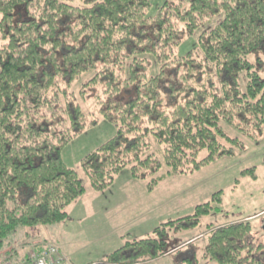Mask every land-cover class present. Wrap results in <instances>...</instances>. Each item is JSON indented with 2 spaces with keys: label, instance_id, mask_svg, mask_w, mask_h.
Segmentation results:
<instances>
[{
  "label": "trees",
  "instance_id": "trees-1",
  "mask_svg": "<svg viewBox=\"0 0 264 264\" xmlns=\"http://www.w3.org/2000/svg\"><path fill=\"white\" fill-rule=\"evenodd\" d=\"M152 8L150 0H0L2 260L19 264L13 252L32 245L28 230L60 224L67 207L85 194L78 174L60 158L85 126L73 92L85 77L90 79L80 96L100 87L99 114L116 129L81 162L97 193L126 167L134 179H144L163 165L168 175L186 174L233 155L240 143L224 133L222 122L252 139L264 134V80L256 71L261 62L248 60L264 52V0H162ZM213 22L195 49L177 54L181 36ZM126 92L133 96L120 100ZM249 174L252 169L241 172ZM157 181L148 183L149 191ZM221 193L191 216L157 227L155 238L126 243L102 263H147L175 250L167 249L168 229L197 226L218 210ZM207 231L202 259L263 264L252 256L261 245H253L248 221ZM184 262L196 264L194 257Z\"/></svg>",
  "mask_w": 264,
  "mask_h": 264
},
{
  "label": "rangeland",
  "instance_id": "rangeland-1",
  "mask_svg": "<svg viewBox=\"0 0 264 264\" xmlns=\"http://www.w3.org/2000/svg\"><path fill=\"white\" fill-rule=\"evenodd\" d=\"M155 12L162 0H150ZM157 5V6H156ZM212 25L199 29L189 38L182 37L177 54L183 56L198 46V36ZM264 80V52L256 51L248 56ZM154 67L152 74H156ZM90 79L85 77L76 83L73 92L85 115V126L73 136L61 151L60 158L66 167L74 170L85 187V194L66 209V219L54 227L39 226L28 230L32 246L15 248L13 254L36 252L46 243L57 245L74 264H103L105 258L123 248L126 243L155 238L154 230L169 222L191 216L198 205L211 200L221 191L218 210L201 217L198 225L185 231H167V249H178L145 264H186L184 258L194 257L196 264H217L202 259L209 226H221L237 221H248L253 245H261L253 258L264 264V134L252 139L232 125L222 122L224 133L237 139L239 146L234 154L216 159L198 171L168 175L162 166L153 176L134 179L129 167L114 176L113 183L103 192L91 189L89 179L82 169V159L111 139L115 127L99 114L96 95L100 87L89 88L80 96L82 86ZM239 83L245 87L240 76ZM132 92L123 93L119 99L127 100ZM149 142L152 152L161 160L159 146L153 139ZM203 155V153H202ZM253 170L252 175L241 172ZM158 180L152 191L148 183ZM24 232V231H20ZM22 238L25 235L22 234ZM43 244V245H41ZM129 250V248H127ZM126 250V251H128ZM22 260V259H21Z\"/></svg>",
  "mask_w": 264,
  "mask_h": 264
},
{
  "label": "built area",
  "instance_id": "built-area-1",
  "mask_svg": "<svg viewBox=\"0 0 264 264\" xmlns=\"http://www.w3.org/2000/svg\"><path fill=\"white\" fill-rule=\"evenodd\" d=\"M66 258L61 253L60 249L47 245L42 248V250L36 254L32 253L26 257L23 264H65ZM0 264H8L6 262H0Z\"/></svg>",
  "mask_w": 264,
  "mask_h": 264
},
{
  "label": "crops",
  "instance_id": "crops-1",
  "mask_svg": "<svg viewBox=\"0 0 264 264\" xmlns=\"http://www.w3.org/2000/svg\"><path fill=\"white\" fill-rule=\"evenodd\" d=\"M55 246H57V245H55ZM57 247L61 249L63 255L67 258V263H66V264H74V263L70 260V258L65 254V252L63 251V249H62L61 247H59V246H57ZM22 256H23V255H22ZM20 258H21V257H17V256H16L13 260H14V261H19ZM0 260H2V259L0 258ZM3 260L9 264L8 259L4 258ZM147 263H148V262H147ZM141 264H145V263H141Z\"/></svg>",
  "mask_w": 264,
  "mask_h": 264
},
{
  "label": "bare ground",
  "instance_id": "bare-ground-1",
  "mask_svg": "<svg viewBox=\"0 0 264 264\" xmlns=\"http://www.w3.org/2000/svg\"><path fill=\"white\" fill-rule=\"evenodd\" d=\"M47 245H52V244H48V243H46L45 245H43V246H40L38 249H36V252H30V251H28L26 254H24L23 256H25L24 258H20V260L19 261H21V259H22V261L23 260H25L26 259V257L29 255V254H32V253H36V254H38L41 250H42V248L44 247V246H47ZM52 246H55V245H52ZM55 247H57V246H55ZM58 248V247H57ZM22 256V257H23ZM9 261V264H10V260H8ZM0 262H5L4 260H0ZM7 263V262H6Z\"/></svg>",
  "mask_w": 264,
  "mask_h": 264
}]
</instances>
